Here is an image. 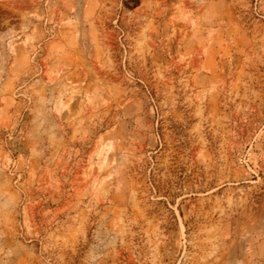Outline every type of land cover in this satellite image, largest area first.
<instances>
[{
    "label": "rangeland",
    "instance_id": "374dc122",
    "mask_svg": "<svg viewBox=\"0 0 264 264\" xmlns=\"http://www.w3.org/2000/svg\"><path fill=\"white\" fill-rule=\"evenodd\" d=\"M0 264H264V0H0Z\"/></svg>",
    "mask_w": 264,
    "mask_h": 264
}]
</instances>
